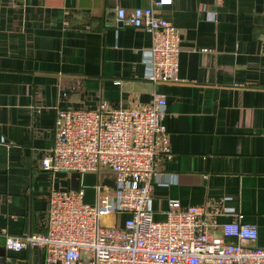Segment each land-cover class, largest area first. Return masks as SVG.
<instances>
[{
    "label": "crops",
    "instance_id": "1",
    "mask_svg": "<svg viewBox=\"0 0 264 264\" xmlns=\"http://www.w3.org/2000/svg\"><path fill=\"white\" fill-rule=\"evenodd\" d=\"M163 1L156 8L181 38L167 83L144 78L150 33L116 19L117 8L152 0H0V264H34L5 237L43 232L50 190L69 188L67 173L40 165L57 109H144L154 94L167 129L154 218L170 199L204 206L210 223L241 213L264 247V0Z\"/></svg>",
    "mask_w": 264,
    "mask_h": 264
},
{
    "label": "built area",
    "instance_id": "2",
    "mask_svg": "<svg viewBox=\"0 0 264 264\" xmlns=\"http://www.w3.org/2000/svg\"><path fill=\"white\" fill-rule=\"evenodd\" d=\"M163 4L152 0L116 9L118 22L150 33L144 78L155 83L176 80L181 50L179 29L156 8ZM165 111L159 94L144 109L58 108L42 169L68 175L115 172L116 188L96 182L94 204L83 202L81 185L51 189L44 231L6 235L5 247L20 251L37 245L43 264H264V247L251 244L257 229L242 223L241 213L230 222L210 223L203 218L204 206L183 207L170 199L165 217L154 218L147 203L158 176L157 139L167 134L161 122ZM105 217L112 219L104 222Z\"/></svg>",
    "mask_w": 264,
    "mask_h": 264
},
{
    "label": "water",
    "instance_id": "3",
    "mask_svg": "<svg viewBox=\"0 0 264 264\" xmlns=\"http://www.w3.org/2000/svg\"><path fill=\"white\" fill-rule=\"evenodd\" d=\"M96 182L107 185L112 189L116 188V173L115 172H100L98 175L95 173H84L80 175L77 172L69 174V188L76 190L79 185L83 187L84 196L83 202L87 204H94L96 198V190L94 188ZM33 252L34 264H40V249L37 245L29 246Z\"/></svg>",
    "mask_w": 264,
    "mask_h": 264
},
{
    "label": "rangeland",
    "instance_id": "4",
    "mask_svg": "<svg viewBox=\"0 0 264 264\" xmlns=\"http://www.w3.org/2000/svg\"><path fill=\"white\" fill-rule=\"evenodd\" d=\"M111 219H112V218L105 217L103 221H104V222H110Z\"/></svg>",
    "mask_w": 264,
    "mask_h": 264
}]
</instances>
